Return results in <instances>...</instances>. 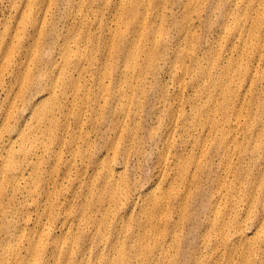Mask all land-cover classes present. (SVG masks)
<instances>
[{
	"label": "rangeland",
	"instance_id": "obj_1",
	"mask_svg": "<svg viewBox=\"0 0 264 264\" xmlns=\"http://www.w3.org/2000/svg\"><path fill=\"white\" fill-rule=\"evenodd\" d=\"M29 5L0 264H264V0Z\"/></svg>",
	"mask_w": 264,
	"mask_h": 264
},
{
	"label": "bare ground",
	"instance_id": "obj_2",
	"mask_svg": "<svg viewBox=\"0 0 264 264\" xmlns=\"http://www.w3.org/2000/svg\"><path fill=\"white\" fill-rule=\"evenodd\" d=\"M39 0H0V108L4 105L13 103L15 100L22 101V96L26 89V82H32V85L37 81L38 69V41H39V22H38V8L36 6L34 11V20L29 19L27 16V9L30 3L38 5ZM30 21V30L23 29L24 21ZM31 61L33 63L31 69L27 67V64ZM35 90V88H34ZM45 93L41 92L37 96H44ZM19 102V103H20ZM8 112L12 111L13 105L9 106ZM17 107V115L21 114V108ZM15 108V105H14ZM21 124V123H20ZM17 125L16 128L21 126ZM22 133H12V136L8 138V146L0 147V183L2 184L5 180L2 169L9 166L12 167L11 163L15 158V150L13 149L15 145H19L23 150V145L21 141ZM4 187L0 188L1 190ZM214 210V211H213ZM213 211L212 215H209ZM203 217H213L216 216V204L211 205L210 208H206L202 212ZM202 221L206 227L215 225L214 221L208 223ZM220 224V225H218ZM216 225V232H219L222 228V224L219 222ZM243 232V231H242ZM244 234V232H243ZM241 244L244 245L245 241L240 239ZM229 240L227 245L229 244ZM223 240H215L214 244L211 246L212 250H220L224 246ZM188 252H185V256H188Z\"/></svg>",
	"mask_w": 264,
	"mask_h": 264
}]
</instances>
